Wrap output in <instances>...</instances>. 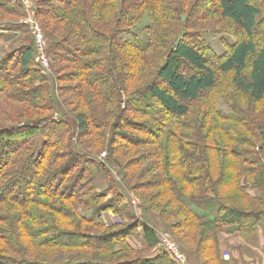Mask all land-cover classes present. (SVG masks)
<instances>
[{
    "label": "trees",
    "instance_id": "1",
    "mask_svg": "<svg viewBox=\"0 0 264 264\" xmlns=\"http://www.w3.org/2000/svg\"><path fill=\"white\" fill-rule=\"evenodd\" d=\"M31 1L48 73L18 23L22 0H0V36L16 38L0 52V264H178L131 244L139 229L148 252L160 244L146 219L156 201L178 216L161 222L192 264H238L220 234L264 225V1ZM207 32L235 43L218 58ZM230 74L233 91L216 96ZM138 148L152 179L132 185L124 160ZM200 203L210 217L191 207Z\"/></svg>",
    "mask_w": 264,
    "mask_h": 264
},
{
    "label": "rangeland",
    "instance_id": "2",
    "mask_svg": "<svg viewBox=\"0 0 264 264\" xmlns=\"http://www.w3.org/2000/svg\"><path fill=\"white\" fill-rule=\"evenodd\" d=\"M22 2L25 5L26 12H27V17H30L31 15L34 16V8H33L32 1L31 0H22ZM263 13H264V11H263ZM263 16H264V14H263ZM23 20L18 21V23L22 21V24H27L26 21H23ZM148 25H150V21H149L148 18H145L144 23L137 30V33L141 37H144L143 28L146 27V26H148ZM31 34L33 35L32 30H31ZM202 38L212 47L213 52L216 54V56L218 58L223 57L225 55V53L227 51V46L228 45H233L235 43L234 37H232L231 35H228V34H216V33H212V32H207V33H203L202 34ZM48 57H49V55H48ZM50 60L51 59L49 57V61ZM49 71H50V69L47 70L46 72L48 73ZM65 75H66V73H64V76ZM72 85L74 86V84H72L70 82H63L62 84H60L61 87H69V86H72ZM233 87H234L233 86V75L230 74L228 76L220 77L219 83H218V88L215 91V95L220 97V96H222L224 94H227V93L229 94L230 92L233 91ZM131 91H133V90H131ZM68 96H69V94L65 95L64 97L66 98ZM242 104H245V103H242ZM156 110L158 111L159 114L161 113L160 108H156ZM129 117H130V115H129ZM134 119H136V118H134ZM140 121H142V123H145L146 124V121L147 120H144L143 119V120H140ZM128 131H129L128 134L130 136L136 134V132L134 130L129 129ZM136 135H138V134H136ZM138 137H139V139H147V140L149 138L144 133L139 134ZM142 155H144V152L141 149L138 148V149H135L134 152L128 154L127 157L124 160L125 165L128 164L129 162H131V165L128 166V168H126V167L125 168L127 169V172L132 177V181H131V184L132 185H137L138 183H141V181H142V183H147V182H150L151 181L150 179H152L151 174H148L147 173V169H148V166L149 165L147 164L145 166H140V164H137V162H135L138 158L142 157ZM105 156H106V153L103 152L100 155V158L102 159ZM116 171H118V170L116 169ZM114 176L115 177L116 176H119L120 177V179L118 177L119 182L123 183V186H124V182L122 181V178H121L122 177V174L121 175L120 174H116V175L114 174ZM142 176H145V178H143ZM104 185H105V182H102L101 183V186H100V189L102 191L104 190V187L106 189V185L105 186ZM159 189L160 188H158V187L152 188L151 190H149V193L157 192V191H159ZM144 192L147 193V191H144ZM144 192H141V193H144ZM120 193L125 197V195L122 192H120ZM129 193L132 195L131 192H129ZM112 195H113V193H111L110 195H108V199ZM125 201H126L125 202V206H126V208H127L128 211H133L139 217L144 218V216L141 214V211L137 208L138 205H137V201L136 200L128 201V200L125 199ZM155 204H156L157 207H159L161 209H159V212L158 213L154 212V215H152L151 218L150 217H147L146 219L148 221H150L151 222V225L156 228V232H157V234L159 236V239L162 238V237H167V238L171 239L172 241L176 242L182 250L186 251L185 248H184L186 246H184L183 244L181 245L180 243H178L177 240L175 239L174 235H173V233L175 235H177L176 234L177 233V230L176 229H173V230L170 229L169 231H167L164 228V226H163V224L161 222V221H163L165 219L166 220V223L169 224L172 227L175 223H177L178 216L174 215V213L172 211H168L167 206L169 207V205H167L165 201H156ZM191 207L194 210H196L197 212H199L200 214H202V215H207L209 217L211 215V213L209 212L210 209L208 208L207 204L200 203V204H196L195 206L192 204ZM162 214L165 215V216H163ZM170 214H172V215H170ZM88 215L91 216V214H88ZM122 219L124 220L126 218H120L118 216H113L111 220L112 221H115V222H118V223H121ZM152 219H155V220L154 221H151ZM104 221H106L108 223L110 220H108L107 218H104ZM156 221H157V223H156ZM139 230L142 231L141 229H139ZM139 230L136 231V235H134V237L132 238V242L131 243H135L134 240H137L138 241L137 243L140 244L139 246H137V247H139L137 249L142 250L143 253H144V255L147 258H154L153 257V254H154L153 251L148 252L149 250L144 249L146 247L143 246V242L141 240L142 239V236L140 237V236L137 235V233L139 232ZM185 243L187 245L188 244L191 245L192 242L190 243L188 240H186ZM194 244L195 243L193 242L191 246L194 247L195 246ZM161 246L162 245H160L159 247H161ZM161 249L163 250V247H161ZM160 252H161V254H167L165 251H160ZM161 254H159V255H161ZM167 255L169 256V254H167ZM170 259L172 261H174L171 257H170ZM189 263L192 264V262H190V261H189Z\"/></svg>",
    "mask_w": 264,
    "mask_h": 264
},
{
    "label": "crops",
    "instance_id": "3",
    "mask_svg": "<svg viewBox=\"0 0 264 264\" xmlns=\"http://www.w3.org/2000/svg\"><path fill=\"white\" fill-rule=\"evenodd\" d=\"M9 31L4 32L0 36V51L6 52L16 45V38L13 39L9 35ZM1 34V32H0ZM19 35V34H18ZM18 37V36H17ZM103 186V185H102ZM105 186V185H104ZM113 215L109 214L105 218L111 220ZM138 236H142L143 246L146 247V240L142 231L139 230ZM131 243L134 248H139L140 244L137 240ZM137 243V244H136ZM220 244L222 256L224 259L238 264H264V225L260 224L253 234L245 235L240 232L222 233L220 234ZM160 245L156 246L152 251L153 257L159 256L163 251Z\"/></svg>",
    "mask_w": 264,
    "mask_h": 264
},
{
    "label": "built area",
    "instance_id": "4",
    "mask_svg": "<svg viewBox=\"0 0 264 264\" xmlns=\"http://www.w3.org/2000/svg\"><path fill=\"white\" fill-rule=\"evenodd\" d=\"M29 9V8H28ZM23 21H26L28 25H30V28L32 30V33L34 35L35 44L37 48V56L36 61L41 69L44 71L49 70V57L47 54L48 50V41L44 35V32L42 28L40 27V24L37 22V20L34 18L33 15L30 17H27ZM22 23V21H21ZM163 247V251H165L169 256L178 264H190L189 260L184 253V251L179 247V245L172 241L171 239L167 237L160 238V244Z\"/></svg>",
    "mask_w": 264,
    "mask_h": 264
}]
</instances>
